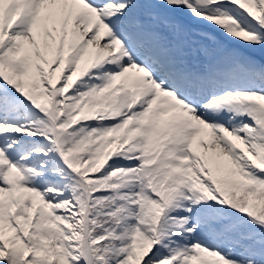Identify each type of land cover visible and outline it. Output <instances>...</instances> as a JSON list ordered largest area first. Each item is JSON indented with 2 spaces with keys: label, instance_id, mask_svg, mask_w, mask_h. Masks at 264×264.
<instances>
[{
  "label": "snow or ice",
  "instance_id": "obj_1",
  "mask_svg": "<svg viewBox=\"0 0 264 264\" xmlns=\"http://www.w3.org/2000/svg\"><path fill=\"white\" fill-rule=\"evenodd\" d=\"M0 264H264V0H0Z\"/></svg>",
  "mask_w": 264,
  "mask_h": 264
}]
</instances>
